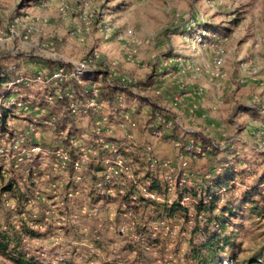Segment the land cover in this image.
<instances>
[{
	"label": "rangeland",
	"instance_id": "374dc122",
	"mask_svg": "<svg viewBox=\"0 0 264 264\" xmlns=\"http://www.w3.org/2000/svg\"><path fill=\"white\" fill-rule=\"evenodd\" d=\"M204 26L212 31L203 30ZM2 57L9 68L17 66V76L30 79L27 86L8 81L4 92L16 89L28 96L33 107L53 89L51 79H44L45 72L54 68L47 67L48 61L71 67L87 60L89 68L106 70L110 82L143 81L150 75L152 83L135 92L165 117L176 116L182 131L203 132L220 145L221 161L212 166L210 157H205L209 165L203 172L202 167L192 172V184L205 183L210 171L222 165H234L240 172L239 189L254 187L264 174V0H0ZM1 99V104L6 102L3 95ZM3 105L0 117L8 112V131L14 135L29 128L35 110L24 116ZM148 108L130 111L116 106L112 111L105 103L87 116L75 117L81 133L101 119L108 136L121 141L130 134L142 146L150 143L138 142L139 136L155 129L143 125ZM126 117L141 126L129 129ZM32 128L35 125L28 136L33 143L40 141L51 149L55 130L47 125ZM7 137L0 138V148H9ZM2 162L8 165L6 159ZM42 175L39 170L36 178ZM167 177L162 179L174 176ZM43 178L40 185L36 181L34 197L26 204L27 215L12 218H23L38 231L39 237L23 240L26 248L36 249L42 257L71 259L76 264H178L188 248V226L181 218L155 221L149 218V208H124L115 196L92 202L95 198L88 186L68 196L60 181ZM169 194L160 198L172 199L173 191ZM6 202L0 204L1 221L7 212L4 206H16L13 200ZM193 202L186 205L191 216L188 225L194 221ZM260 224L258 219L244 222L246 228L238 231L240 257L263 242ZM0 264L11 263L0 254Z\"/></svg>",
	"mask_w": 264,
	"mask_h": 264
},
{
	"label": "trees",
	"instance_id": "16d2710c",
	"mask_svg": "<svg viewBox=\"0 0 264 264\" xmlns=\"http://www.w3.org/2000/svg\"><path fill=\"white\" fill-rule=\"evenodd\" d=\"M211 29L209 26H204L203 28L205 31H212ZM4 60H6L5 57L0 59V96L7 97L10 92H4V86L8 81H12L17 76L16 71L18 68L17 66L9 68ZM45 64L49 68L63 65L62 63L57 64L52 61L45 62ZM107 73L104 69H95L82 76L83 83L71 80L65 83L64 87H69H66L67 89L73 88V98L83 99L86 94L79 95L78 92L82 91L83 87L89 82H97L100 99L112 111H115V103L118 96H124L126 102H130L133 98H136V104L134 105L136 110L141 109L143 106L149 107V118L144 121V127L147 129L150 127L159 128V126L154 125V113H159L160 109L148 98H144L134 92L139 86L151 84V76L147 75L143 81L135 80L122 83L117 80L115 82H107ZM67 103V96L62 95L53 104L41 102L39 98L38 104L46 108L49 116L52 115L57 119L56 126L58 128L65 129L66 125H68V128H66L67 135L77 136L82 125L79 124V120L75 116L68 112L66 109ZM247 109L248 113H252L250 112V108H242V111ZM88 114L83 116H87ZM8 115V112H5L0 117V138H6L7 135V138L13 136L7 128L6 119ZM166 118L173 121L170 131L165 132L162 139L179 140L182 143L191 139L193 143L198 142L205 146L211 145L212 149L209 152V161H212L213 164L221 161L219 157L221 148L211 144L210 138L201 132L182 131L178 124L174 122L176 116L166 115ZM127 146H129L128 151H122V155L133 166L134 173L141 178H149L151 182L149 188L157 195L163 197L170 196L166 186L160 187L157 174L149 171L147 168V164L142 157L141 147L130 144H127ZM37 164V160L32 159L24 165L21 163L17 170L9 165L6 175H3L0 170V204L5 205L6 201L12 200L16 204L13 208L4 206L7 212L3 216V221L0 220V254L5 255L11 264H76L71 259L64 260L61 258L56 261L53 259L54 256L44 255L42 257L36 254V249L26 248L23 239H35L39 237V233L34 228H31L27 221L22 220L23 218H17L18 220L12 219L14 218L13 215H27L28 213V210H25L26 204L34 197L36 189V174H33L32 167L36 168ZM223 166L218 171H210L209 180L205 181V183L202 181L200 185L193 183L191 186H176L170 203L166 201L157 202L137 194L134 204H129V195L134 191L132 187H126L123 195L119 196L116 194L115 197H118L120 201H125L127 206L133 205L132 208L135 206V210L143 207V209L149 208L152 211L149 218L155 221L167 219H171L172 221L181 218L186 222L185 224L188 226L186 231L189 235L186 241L188 248L177 262L178 264H264V240L258 248H254L244 257L239 256V252H242V249L236 242V239L239 237L238 231L246 228L243 226V223L253 222L254 219L260 221L262 229L260 235L264 237V174L259 178L254 187L239 189L236 184L240 183L237 181L240 179V172L236 170L234 165ZM99 168L97 164L89 165L86 175H89L93 179V171H97ZM140 170L142 171L141 174ZM193 185L198 187L193 188ZM222 190L224 193L220 194ZM232 192L237 193L236 196L227 197ZM90 196L95 198L94 200L90 199L92 202L111 198L99 195L94 196L92 190H90ZM184 196H188L194 201L193 204L191 203L194 212V217L192 218L194 221L191 225H188V222L191 220V216L188 215V207L180 204V199ZM222 196L226 198L224 199ZM116 199L112 198V200Z\"/></svg>",
	"mask_w": 264,
	"mask_h": 264
},
{
	"label": "built area",
	"instance_id": "2783aa9c",
	"mask_svg": "<svg viewBox=\"0 0 264 264\" xmlns=\"http://www.w3.org/2000/svg\"><path fill=\"white\" fill-rule=\"evenodd\" d=\"M88 63L89 61L86 60L73 64L71 67H69L70 65L56 66L48 70V72H45L46 77L44 79L48 77L51 79L53 82L51 85L53 89L46 97L40 99L49 104H53L62 95H66L68 98L66 109L73 116L77 114L85 115L91 111L100 109L105 102L100 99V91L97 82H89L83 87L82 91L78 92L79 95L86 94L83 99L73 98V88L67 89L69 87H64V84L71 80L83 83L82 76L94 70L93 68H89ZM119 81L126 83L132 80L119 79ZM13 82L15 85L27 86L30 79L18 75L15 76ZM107 82H110V80ZM7 91L10 93L7 97H3V100H6L5 103L3 102L4 105L1 104L2 99L0 100V107L2 105L5 109L12 107V109L17 110L16 112L21 111L24 116L26 113L35 110L36 115L30 119L31 121L28 127L30 128L35 125V128H32L33 130L40 125H47L50 129L55 130L54 140L56 141L51 145L52 148L48 149L41 145V142L38 140H36L38 143H33L28 136L30 133L29 128H25L23 131L14 134L11 138H7V146L9 148H0V159H2L0 162L1 172L6 174L9 165L17 170L21 163H29L32 159H36L38 164L36 168L32 167V172L35 175L40 170L44 175L38 176L35 181H39L40 185L41 181H44L43 176H45V181L52 182L51 180L53 179L60 181L61 185L66 186L69 190L68 196L73 195L71 192L72 190H76V194L77 190L82 189L85 191L87 186L92 190L93 195L110 197L117 194L121 196L125 193L126 187H132L134 191L129 195V204H134L137 194L151 200L170 203L171 199H162L160 198L162 196L157 195L149 188L151 184L149 178H141L134 173L133 166L129 164L127 159L122 155V151L127 152L129 149L127 144L141 147L142 157L143 160L145 159L144 161H146L147 168L149 171L157 174L160 187L163 188L166 186L167 192L169 193L171 191L175 192L176 186L192 185L191 178H189L192 176L190 173H184L182 166L194 159H205V157L209 156V152L212 149L211 145L205 146L198 142L193 143L191 139L183 143L179 140H171L174 147H179L177 150L178 159L171 163L167 158L155 156L151 144L144 143L142 146L137 144L130 134H127L126 138L121 141L108 136V129L103 126L101 127V119H97L94 126L84 130L82 133L79 132L77 136L67 135V129H61L56 126L57 120L54 116H49L47 114L49 117H46L44 115L47 112L45 107L41 108L39 104H36L35 107L31 106L28 96L16 89ZM37 100V103H39V99ZM125 103L126 101L122 95L116 98L115 104L118 108H129L130 111H133L136 98H133L129 105ZM143 112L148 113L144 109ZM161 114L162 112L154 113V125L159 126V128H155L154 131L150 133L158 140H163L162 137L164 133L170 131L173 121ZM125 119L132 128L136 126L133 120H128L127 117ZM174 122L179 126V122L176 118ZM191 132H194V130H191ZM201 133L204 134L203 132ZM29 142H32L30 146L27 145ZM211 144L217 145L212 139ZM31 153H36V155H31ZM4 159L7 160V166L2 162ZM91 164H97L100 167L99 170L93 171V179H91L89 175H86V171ZM163 173H166L165 177H162ZM167 174L169 178L174 176L172 180L165 181L162 179L166 178ZM51 185L52 187H56L55 185L53 186V184ZM36 187H38L37 182ZM192 201L193 199L190 197L184 196L180 199V204L187 205ZM120 202L121 206L126 208V202ZM10 207L13 208L14 205ZM120 231L125 233L124 226L120 228Z\"/></svg>",
	"mask_w": 264,
	"mask_h": 264
},
{
	"label": "crops",
	"instance_id": "0c3cea01",
	"mask_svg": "<svg viewBox=\"0 0 264 264\" xmlns=\"http://www.w3.org/2000/svg\"><path fill=\"white\" fill-rule=\"evenodd\" d=\"M136 126L135 128L138 129L141 122H137L134 118L132 119ZM129 129H133L130 125H128ZM190 129H187L186 131L188 132ZM191 131V130H190ZM140 141H146L149 142L152 146V149L154 151L155 156L160 157V158H170L173 159L174 161H177L178 159V154L177 150L174 148L173 143L171 140H158L154 138L147 130L143 133V136L138 138V142ZM142 145V144H141ZM210 156H208L209 158ZM211 165L213 166V162L210 161ZM209 165L208 163L205 162V159H194L188 164L182 166L184 173H190L191 176L193 175L192 172L196 171L200 167V172L205 171V166Z\"/></svg>",
	"mask_w": 264,
	"mask_h": 264
}]
</instances>
